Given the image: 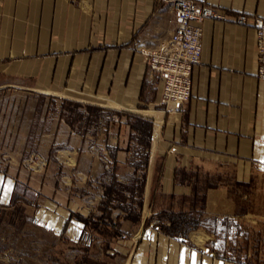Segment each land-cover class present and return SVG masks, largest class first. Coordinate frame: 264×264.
Masks as SVG:
<instances>
[{"label": "rangeland", "instance_id": "374dc122", "mask_svg": "<svg viewBox=\"0 0 264 264\" xmlns=\"http://www.w3.org/2000/svg\"><path fill=\"white\" fill-rule=\"evenodd\" d=\"M158 77L147 82L149 98ZM76 88L0 84V184L12 182L0 200V264H163L151 252L154 231L192 243L199 230L208 239L193 246L212 259L264 264L263 167L246 181L235 167H192L175 171L187 191L164 188L158 161L148 167L153 117L104 104L97 86L91 97ZM139 108L175 106L159 92ZM218 188L234 215L208 205Z\"/></svg>", "mask_w": 264, "mask_h": 264}, {"label": "crops", "instance_id": "0c3cea01", "mask_svg": "<svg viewBox=\"0 0 264 264\" xmlns=\"http://www.w3.org/2000/svg\"><path fill=\"white\" fill-rule=\"evenodd\" d=\"M195 1L218 17L200 22L202 50L192 68L191 96L174 109L155 115L139 108L155 103L161 92L159 76L149 98L146 85L154 70L143 54L173 29L172 7L161 0H0V84L53 91L75 86L90 97L97 86L94 96L108 106L148 112L154 122L148 167L158 161L164 188L187 191L186 181L174 184L175 171L198 166L235 167L237 180L246 181L253 166L264 168V80L257 76L253 27L255 17L264 18V0ZM11 190L6 179L0 200H8ZM230 197L223 188L212 189L208 205L217 215H234ZM198 234L202 242L195 240ZM189 239L154 231L151 252L163 264H241L202 253L195 246L202 247L208 235L200 230Z\"/></svg>", "mask_w": 264, "mask_h": 264}, {"label": "built area", "instance_id": "2783aa9c", "mask_svg": "<svg viewBox=\"0 0 264 264\" xmlns=\"http://www.w3.org/2000/svg\"><path fill=\"white\" fill-rule=\"evenodd\" d=\"M171 5L173 29L169 38L152 50L144 51L150 67L161 79L162 101L177 106L188 101L192 91V68L201 58L200 22L214 16L213 9L195 0H162ZM245 15L237 22L243 24ZM257 51V76L264 80V18L253 20Z\"/></svg>", "mask_w": 264, "mask_h": 264}, {"label": "bare ground", "instance_id": "6f19581e", "mask_svg": "<svg viewBox=\"0 0 264 264\" xmlns=\"http://www.w3.org/2000/svg\"><path fill=\"white\" fill-rule=\"evenodd\" d=\"M105 104V103H104ZM125 264H128V262H126Z\"/></svg>", "mask_w": 264, "mask_h": 264}]
</instances>
